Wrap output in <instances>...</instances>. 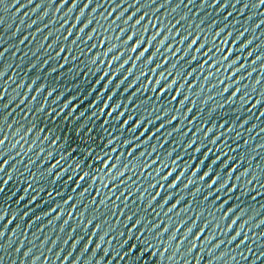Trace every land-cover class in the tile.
I'll return each mask as SVG.
<instances>
[{
  "label": "snow or ice",
  "instance_id": "1",
  "mask_svg": "<svg viewBox=\"0 0 264 264\" xmlns=\"http://www.w3.org/2000/svg\"><path fill=\"white\" fill-rule=\"evenodd\" d=\"M67 2L68 0H60L55 11L59 12ZM79 2L80 0H72V7L64 13V17L60 18L62 22L60 26L56 28L57 32L64 28V25L68 24V19H66V17L72 13ZM200 2L203 7L208 5L209 0H200ZM219 2L220 0H212L213 5ZM236 2L238 3L240 0H236ZM5 3L11 5V7L7 9L8 11L15 9V12L19 13L21 9L33 4V0H27L26 4L24 2L22 3L21 0H15V3H12V0H0V5ZM54 3H56V0H48L49 6ZM105 3L112 5L110 11L106 10V14L105 12H100L99 15H92L93 13H97L99 9L104 8ZM150 3H155V0H146V2H142V0H130V2L129 0H96L95 3L94 0H85V3L79 10V14L75 16L74 22L67 29V35L63 36L62 39L68 41L69 37L75 36L67 45V50L70 52L73 50V46L79 48L80 44H86L88 52H91L92 49L97 47H104V51L102 52L103 57H109V55L112 54L111 58L107 61L109 66L116 61L122 60L115 69L117 73L125 69V65H128L130 61H134L132 65L126 69L127 75L115 85L116 88H119L120 85L128 79V76L133 74V70L137 67L135 61L143 60L144 69H147L148 65L154 64V67H152L150 71L157 74L156 79L154 81H148L144 85V88L147 89L150 84V90L156 93V98L161 100L163 104H167L168 107L165 108L162 104L158 103L154 111L159 114L152 118L140 116L138 119L133 120L132 115H127L126 118L121 119L125 117V111H118L122 108V105L113 101V94H105L104 91L102 95L107 97L108 102L103 100L101 103L103 107L99 108L98 112L93 111L90 114L87 112H79V115H76L79 110L78 108L72 107V102L63 104L58 110L53 108L50 112H47V115L52 116L53 119L60 117L62 121H71L72 118L75 117L76 123L73 126V131L79 130L78 135L81 137H84L86 133L93 132V128L86 126L90 124L89 121H94L101 115L109 117L110 119L103 121L101 127L107 135V141L103 147L110 149L111 154L106 151L103 156L99 157V163L103 165L102 170L94 169V166L89 164V161L95 156L94 151L88 152L87 163H85L84 156L81 154V159L69 166L71 174L67 176L65 181V183L71 181L75 185L71 191L77 193L78 198H75L73 195L66 196L62 204H57L56 207L44 211L43 216L37 215L35 220L38 221L41 220L42 217H49L51 214H55L51 215V218L48 220V224L51 225L56 221H60L61 218L66 215L67 218L63 219L59 226L60 232H63L65 226H69L70 222L75 220L76 226L70 229L68 239L72 238V233H75L78 228L83 227V229L86 230L89 226H92L93 231L91 236L98 235V242L95 244V249L92 251L93 256L96 255V250L101 249V246L105 244V237L115 231L114 238L107 241V243L111 246L114 240L117 248L123 250L126 247L127 250L122 251V254L119 255V259L127 260V264H200L205 254L209 256L207 264H215L216 261H221L224 257L228 256V253L221 252L219 255L213 256L212 252L225 243L232 244L234 241H237L238 238V243L235 245L236 249L249 241L256 244L258 249L259 247H264V242L261 241V238L264 237V231L259 232L252 238L243 231L246 224L253 219V216H248L247 219H243L246 215V211L239 205H230L225 208V205H229V201L232 199L229 194L235 192L238 187H243L244 191L240 193V196L236 197L237 200L246 194L248 191L247 186L252 184L253 181L259 182L264 180V168H262L260 164L255 165V169L259 171L253 170L252 160L255 157H246L243 151H241L238 156L229 155V152L235 153L236 148H230L226 143L230 134H234L235 141L240 140L241 131L243 130L244 124L248 123L249 118H245L239 124V130H236L231 127L226 128V124L223 122V115L220 117L221 122L219 124L215 123L216 116L214 115L218 109L223 108L225 105L234 104L237 95L242 93V87L244 91L238 97L240 108L242 109L244 105L248 103L249 85H241V81L245 79V76L239 75L246 65L244 63H238L241 60L239 52L252 45L253 39L255 38L247 39L240 43L238 48L234 49L230 44L235 45L240 41L244 34L249 31L248 28L237 31L234 34L233 31L225 32V29L228 27V24L225 23L217 30L213 31L212 29L216 21H212L208 24L207 29H205L202 27L205 22L204 19L195 22L190 19L187 12L181 14L175 23H164V20L159 17L155 19L149 18L147 22H145L146 17H149L150 13L148 11H142V9L147 8ZM169 3H171V0H164V3L159 7H164V5ZM183 3L184 0H178L172 11L176 12ZM187 3L191 5L194 3V0H187ZM226 3L227 0H225V4H221V9L226 6ZM17 5H19V7H17ZM90 5H92L91 11L85 18V9L89 8ZM41 6L42 3L36 4L32 12L37 11ZM249 6L259 8L264 6V0H255V2L251 4L250 0H245L244 8H248ZM129 9H132V11L129 12ZM157 11H159V8L151 10L152 14ZM113 13H116L115 18L109 20V17H112ZM126 13L128 14L126 15ZM138 13L139 15H137ZM28 15H30V13H24V16ZM47 15V11L43 12L40 19L43 20ZM229 15H231V13H229ZM251 18L250 16L249 19ZM224 19L227 20V17ZM185 21L187 22L186 28L180 29L177 27L181 22ZM20 23H24L23 18L20 20ZM35 23L36 21L33 20L27 27L30 28ZM48 23L52 24L53 21L49 20ZM78 24H81V26L77 29ZM93 24H95V26L90 28ZM260 24H264V20H261L255 25L252 31H255ZM3 25L4 20L2 16H0V27ZM45 27H48V25L46 24ZM150 27L155 28L156 31L146 36L145 34L149 32ZM86 29L90 30L86 32ZM73 30H76L75 33ZM16 31H19V28H17ZM37 31H41V29H37ZM113 31L116 32L115 36L111 34ZM181 31H183V35H180ZM126 32L128 33L127 36L121 39ZM77 33H79V35ZM222 34L223 38L217 40ZM13 35H15V32ZM52 35L53 33L49 31L43 39L47 40ZM97 35L100 36L99 43L93 42L89 44L88 42L93 41ZM177 36L180 38L176 42L177 46L173 48V44L170 41ZM209 36H211V40H209ZM27 39L28 37L25 36L20 43H24V40ZM59 39L61 38H54L52 42L47 45V48L51 49L57 44ZM179 45H184L183 50ZM69 46H72L71 49ZM261 46L264 45H258L257 47ZM41 47H43V45H41ZM65 50V46H60L59 50L55 53V57L44 59L41 61V66L47 64L48 59L60 58V54L65 52ZM161 50H163L164 59L156 62L157 58L162 55ZM5 51H7V49H5ZM256 51L257 49L253 48L251 51L247 52V56H252ZM79 52L81 56L84 55V49L80 48ZM234 52L236 53L235 55ZM132 53L138 54L133 57ZM178 53L182 54L177 56ZM3 55L4 52H0V57H3ZM122 57L124 58L122 59ZM171 57H175L176 59L170 60ZM71 58L75 60L77 57L73 55ZM63 59L67 62L69 57L65 56ZM198 60V64L189 67L193 65V62ZM257 61L262 62L261 71L264 72V54L256 55L255 59L252 60V64L255 65ZM92 63L93 65L97 63L104 64L105 61L99 56H96ZM164 65H168V67L157 72V70L162 69ZM10 66L11 65H7V68ZM63 66V64L60 65V67ZM7 68L0 71V78L4 77ZM144 69H141L140 72L135 75L134 79H132L131 83L127 84L123 91L127 92L141 77L146 75ZM51 70L53 72L56 71L55 68ZM255 71L256 68L252 67L251 71L247 73V76L251 77L252 73ZM224 73H228V75H224ZM108 76L109 73L105 72L104 75L100 77V81L105 80ZM170 76L173 77L171 80H169ZM213 79H215V83H211ZM100 81H97V83H100ZM197 81H199V83H197ZM262 81H264V76L257 78L251 85V89L255 91L257 85H260ZM111 83L112 81L109 79L108 84ZM34 84H36L35 79L27 85L28 91L33 90L32 86ZM208 84L211 85L209 91H214L216 97H222L223 99L220 103H214L207 109L209 113L208 117L201 120L199 125L195 126L194 130L189 128L187 131H182L185 119H187L188 125H192L197 117V113H199L194 112L197 99H193V97L199 98V103L202 108L204 105H208L209 101L214 100L212 95L202 97V92ZM194 85L195 90L193 88ZM24 86V82L21 81L17 85V88ZM101 87L108 90V86L106 85H101ZM230 89H232V91L225 97L224 94L229 93ZM35 91L37 95H39L42 91H45V86L40 84ZM96 91H99V89H96ZM139 91H142V89H135V91L130 94L129 99H131V96H135L136 92ZM169 91L172 92V95L164 100L163 98ZM54 93L56 94L55 98L51 100V105H55L57 101L60 100L62 93L56 92L55 88L51 91L47 90L43 104H40L35 109L37 113L45 112V105L48 103V98L53 97ZM4 95L5 92L0 91V100H3ZM15 98V96H12L6 103H0V161H2L0 162V174L5 172V165H8L10 160H15V157L11 155L12 150L36 128L35 121H32L26 129L23 125L17 127L10 135L12 137L18 136L19 139L11 144V149L5 152V144L6 141L9 140V133L8 131L6 132L5 129L8 130L12 128V124L8 123V115H10V113H6L5 110ZM26 98L27 92L23 94V98L20 99L19 103L24 104ZM36 98V96H33L31 101H28L29 110H31V102L35 101ZM262 101H264V93L252 104V108L248 111L255 109ZM173 102H176L178 105L176 108L172 107ZM113 105L115 106L113 107ZM68 109H71V111H66ZM182 109L183 111H181ZM189 113H192L190 118ZM260 116H264V111L260 112ZM85 117L87 118L85 119ZM234 119H238V117ZM81 120H84L83 124L80 123ZM112 120L119 122V129L121 132L137 133V129L142 130L132 138L122 139L120 135L117 136L113 134L110 128ZM157 121H159V124L154 132L146 127V125H151ZM129 122L132 123L130 124ZM173 122H176V124L172 126L170 131L165 133V137L179 133L180 139L183 140L184 136L187 135L188 132H191L192 139L185 143V148L192 149L195 154H199L200 158L196 163H193V158L189 157L187 162L181 167L177 163V161L182 159L180 155H176L171 160L168 159L173 156L175 152L174 148L167 152L166 160L165 155L162 157L158 153V148L162 147V144L148 147L149 141L153 138L159 139L158 134L161 130H163L166 125H173ZM13 123H15V121ZM206 123L211 126L205 128ZM255 127L256 125L253 124L252 128H249L248 131L251 132ZM217 128L223 131H216ZM43 131L44 129L40 128L36 132L41 133ZM21 132H23V135H21ZM260 132L264 133V128H261ZM146 133L148 134L147 138L141 140V137H145ZM60 139L61 137L59 136L50 138L49 135L43 137L39 135L35 140L31 141L27 150L21 147L20 151L16 153V156H19L21 153L27 155L28 152L32 151L33 146L39 142L41 146L38 148L35 155L43 160L50 159L53 156L52 151H47L45 155L41 156V154L45 153L43 145L45 142L56 145L57 141ZM87 139L95 143V140H93L90 135L87 136ZM205 141L208 145L210 144L214 147H205ZM222 141L224 143L221 146ZM248 143L249 141H245V144ZM141 145H144L145 148L142 149ZM60 147L62 148L63 144H60ZM98 147H100V145H98ZM118 147H125L128 150L126 153L119 152ZM256 148L264 149V144H258ZM129 149H131V151H129ZM214 150L216 155L210 156V153ZM72 151H76V149ZM137 153H139V155H137ZM153 154H155V158L144 159L145 157H152ZM5 155H7V159H4ZM201 157H203V159H201ZM245 159L248 161L247 167L239 171L238 175H234L240 163L245 161ZM63 160H65V157L61 156L60 159L56 160L54 164L41 174L39 179L43 181L45 176H53L54 179L51 181L52 183L59 180L64 176L65 172L69 170L65 168L54 172V169H57ZM133 161L136 163L134 164ZM15 163L19 164L20 161L15 160ZM35 163L36 161L32 159L28 161V164L34 165ZM158 163L160 166L154 168L153 165H157ZM234 165H236V167H234ZM85 167L88 168V171H85ZM121 169H123V171ZM165 169H168V171L165 172ZM25 171H27V164L25 165ZM98 171H102L104 179H99V177H97ZM189 171L191 174L185 179L186 173ZM249 176L251 179L243 181V178ZM133 177H144L148 182L141 185L136 179H133ZM11 178V172L7 174V179H4V177L0 175V181H2L3 184H7ZM105 180H107V183L104 182ZM182 180L183 184L181 187ZM84 181L88 182L87 186L81 187V182ZM89 181H91V183H89ZM242 181L243 183H241ZM97 184H99L100 187H96L95 185ZM32 186V183H29L28 187L24 189L25 193H27ZM258 187L264 189V182L259 183ZM190 188L192 190H190ZM105 189H107V191H105ZM176 189H179V193L174 194L173 190ZM152 190L155 191L153 192ZM0 191H3L2 187H0ZM39 191H44V188L41 187ZM186 191L188 193L187 196H185ZM89 192L93 193L92 198L88 199L86 203H82L83 198ZM221 192L225 193V198L223 199L220 195ZM256 194L259 195V191ZM55 195L59 196L60 192H56ZM133 195H135V199L129 200V197ZM48 196L49 199H52L53 193L48 192ZM198 196L200 197V204L197 205L195 211H193V205L196 204V197ZM255 198V196L252 197L253 200H255ZM19 199L24 200V196H21ZM35 200L36 195H32L28 203L31 204ZM218 201L219 204L217 205ZM181 202H183L184 206L178 208ZM205 202H208L207 208L203 206ZM65 205L68 206L67 212H65ZM78 205L83 208V211L78 210ZM201 209H203V211H201ZM222 209L224 210L223 212H221ZM77 211H79L78 217L76 216ZM88 213L92 214L88 215ZM149 213H151V215H149ZM213 213H220V215L217 216ZM7 214L4 208H0V221H4ZM27 216L28 211L23 212L19 216L20 221L23 222L24 218ZM229 216H231L230 222L225 224V219ZM113 217L116 218L115 222L109 223L113 221ZM120 217H124L123 220H121ZM161 217L163 218L161 219ZM15 219H17V214L12 213V219H9L6 224L0 225V240L4 238L8 224H11ZM238 221L242 222L239 223L238 228L227 241L224 239H217L221 233L227 235L229 232H232L233 227L237 225ZM198 222H200L199 226H197ZM118 225L125 226V230H118ZM105 226L107 227L105 228ZM182 226H184L183 234L177 239V233ZM261 226H264V219H259L257 223L252 225L253 228H260ZM27 227L30 228L31 223H29ZM102 228H104V231L100 234ZM206 229L211 230L208 235H204ZM19 230L20 224H17L13 231V235ZM39 230L40 229H38V231ZM249 231H251V229H249ZM202 236L203 240H201ZM36 238L37 236L34 233L32 239L35 240ZM82 238L83 237H80L74 241L72 244L73 249ZM68 239H65L63 243L67 244ZM198 241L200 242L199 245ZM212 241L216 242L211 243L208 252L205 253V246L209 245ZM11 242L12 241L9 240L8 244L0 243V253L4 252L5 249L9 247ZM90 242L91 237H89L88 243ZM41 243L43 244V241ZM52 243L55 244L56 241L54 240ZM88 243L84 244L82 251L88 250ZM21 246H23V241L16 248L17 252L20 251ZM234 250L235 249H233V251ZM109 251V247L103 248L104 255H108ZM194 251H196L197 254L193 262L189 257H191ZM252 251V247L247 248L248 253ZM31 252L32 249L28 248L23 255L28 257ZM146 253L147 256L145 255ZM71 255L72 252L69 251L64 257V260H67ZM57 256H59V253ZM261 258H264V251L258 250L256 259L253 260L251 264H256V260ZM236 259L235 255L231 256L228 260V264L229 262L232 264ZM239 259L241 261L247 260V255L241 252L239 254ZM3 260L4 256L0 255V264H3ZM38 260L39 257H35L31 261V264H37ZM78 260L79 257L73 260L72 264H77ZM102 260L103 257L96 260L95 264H101ZM12 264H15V261H13ZM108 264H111V261H109Z\"/></svg>",
  "mask_w": 264,
  "mask_h": 264
},
{
  "label": "water",
  "instance_id": "2",
  "mask_svg": "<svg viewBox=\"0 0 264 264\" xmlns=\"http://www.w3.org/2000/svg\"><path fill=\"white\" fill-rule=\"evenodd\" d=\"M23 3H27V0H21ZM96 0H94V3ZM130 2V0H129ZM142 2H146V0H142ZM178 0H171V3L164 5V7H159L164 3V0H155V3L148 4L147 8L142 9V11H148L150 13L149 17H146L145 22L149 18L155 19L159 17L164 20V23H175V21L179 18V16L185 12L188 13L190 19L195 22H199L200 19H204L205 22L202 25L203 28L207 29L208 24L212 21H216V24L213 26V31L217 30L221 25L227 23L228 27L225 29V32L228 31H242L244 28H248L249 31L244 34L240 41H238L235 45H231L234 49L239 47V44L246 41L249 38L253 39L252 45L248 48L243 49L239 52L241 56V60L238 63H244L246 67L242 70L239 75H244L245 79L241 81V85H249V96L247 97L248 103L244 105V107L240 108L239 95L243 93L244 89L242 87V93L237 95L235 98L234 104L225 105L223 108L217 110L214 115L216 116L215 123L219 124L221 122V115H223V122L226 124V128L231 127L239 130V124L245 119H248V123L244 124L243 130L241 131V138L239 141H235L234 134H230L226 143L230 148H236L235 153L229 152V155H239L241 151L245 152L247 156L255 157L252 160L253 170L259 171L255 169L256 164H260L262 168H264V149H257L256 145L264 144V133L260 132L261 128H264V116H260V112L264 111V101L260 105H257L255 109L248 111L252 108V104L256 102L257 99L260 98L261 94L264 93V81L261 82L260 85H257L256 90L253 91L251 89V85L255 82L257 78L260 76H264V72L261 71V61H257L255 65L252 64V60L255 59L256 55L264 54V46L257 47L258 45H264V24H260L255 31H252V28L257 25L261 20H264V6L259 8H253L249 6L248 8H244L245 0H240V2H236V0H227L226 6L221 9V4H225V0H220L219 3L214 4L212 0H209L207 6H201L200 0H194V3L189 5L187 0H184V3L181 7L173 12L172 9L176 6ZM255 0H250V4L254 3ZM12 3H15V0H12ZM42 3L41 8L37 9V11L32 12V9L36 7V4ZM60 0H56V3L51 6L48 5V0H33V4L28 5L26 8L21 9L19 13L15 12V9L8 11L7 9L11 7L10 4H2L0 5V16H2L4 20V25L0 27V52H4L3 57H0V71L4 68H7V65H11L7 68L4 77L0 78V91H4L5 95L3 100H0V103H6L8 99L12 96L16 98L9 104L8 108L5 110L6 113H10L8 115V123L12 124L11 129H5V131L9 133V140L6 141L5 144V152L11 149V144L15 143L19 137H12L10 133L14 131L17 127L23 125L26 129L32 121L36 122V128L32 133L21 141L19 145L15 149L12 150L11 155L15 157V160H19L20 163L16 164L15 160H10L8 165H5V172L0 174L7 179V174L9 172L12 173V178L8 181L7 184H3L0 181V187L3 188V191H0V208H4L7 211V215L5 216L4 221H0V225L6 224L9 219H12V213L17 214V219L13 220L11 224H8L7 229L5 230V236L0 243L8 244L9 240H11V245L5 249L4 252L0 253V255L4 256L3 264H12L15 261V264H31V261L35 257H39L37 264H72V261L79 257L77 264H95L96 260H99L103 257L101 264H108L111 261V264H127V260H120L119 255L122 254V251H126L125 249L121 250L116 247V243L113 240L112 245L110 246L107 241L113 239L115 236V231L110 233L109 236L105 237V244L101 246V249L96 250V255H92V251L95 249V244L98 242V235L91 236L93 231L92 226H89L88 229H83V227L78 228L75 233H72V238L68 239L69 232L72 227L76 226L75 220L70 222L69 226H65L64 231H59V226L62 223V220L67 218L66 215L61 218L60 221H56L55 223L49 225L48 220L51 218V214L49 217H42L41 220H35L37 215L43 216L44 211L49 210L52 207H56L57 204H62L63 199L68 195H73L75 198H78L77 193H73L71 189L75 187V185L69 181L65 183L67 176L71 174L70 165H73L77 160L81 159V154L84 156L85 163H87V155L88 152H95V156L92 160L89 161V164L94 166V169H103V165L99 163V157L103 156L106 151L111 154L110 149L103 147L107 141V135L103 131L101 125L104 120L110 119L105 115H101L94 121H89L90 124L86 125L87 127L93 128V132L84 134V137L78 135V131H73V126L75 125V117L72 118L71 121H62L60 117H56L53 119L52 116L47 115V112H50L53 108L59 109V107L63 106V104L72 102V107L78 108V112L76 115H79V112H87L90 114L93 111L98 112L99 108L103 107L101 104L103 100L107 101V97L102 95L105 91V94H113V101L120 103L122 108L118 111H125V117L127 115H132L133 120L138 119L140 116H144L145 118H152L155 115L159 114L154 111L155 106L160 103L163 107H168L167 104H163L161 100L156 98V93L151 91V85L149 84L148 88L145 89L144 85L148 81H154L156 79V73H152L150 69L154 67V64L148 65L147 69H144L143 60L135 61L137 67L133 70V74L128 76V79L124 81L123 84L120 85L119 88H116L115 85L119 83L120 80L127 75L126 69L132 65L134 61H130L128 65H125V69L121 70L119 73L115 72V69L119 66L121 61H116L112 65H108L107 61L111 58L103 57L102 52L104 51V47H97L92 49L91 52L87 51L86 44H80L79 48L73 46V50L70 52L67 50V45L69 42L75 38L73 35L69 37L68 41L62 39L63 36L67 35V29L74 22V18L79 14L80 8L85 3V0H80L77 6L73 9L72 13L66 17L68 19V24L64 25L59 32L56 31L61 24V17H64V13L68 11L70 7H72V0H68L66 4L60 9L59 12H56L55 9L59 5ZM19 7V5H17ZM92 5L89 8L85 9V18L88 13L91 11ZM112 5H108L105 3V7L98 10L97 13H93L92 15H99L100 12H105L106 10L110 11ZM123 7V5H122ZM159 8V11L152 14L151 10ZM47 11L48 15L44 17L43 20L40 19V16L43 12ZM132 9H129L131 12ZM28 12L30 15L24 16V13ZM231 13V15H229ZM128 13H126L127 15ZM255 14V15H253ZM116 13H113L112 17H109V20L115 18ZM139 15V13L137 14ZM252 17L249 19V17ZM227 17V20L224 18ZM24 19V23L21 24L20 20ZM33 20L36 21L32 27H27ZM49 20H52L53 23L49 24ZM48 27H45V25ZM81 26V24L77 25V29ZM95 26L93 24L91 27ZM180 29L187 27V22H181L180 25L177 26ZM19 28V31H16ZM37 29H41V31H37ZM90 29H86V32ZM51 31L53 33L47 40L43 39L47 33ZM76 30H73L75 33ZM156 31L155 28L149 29V32L145 35H151L152 32ZM175 31V29H174ZM15 32V35L13 33ZM79 35V33H77ZM113 36L116 35V32H111ZM127 32L121 39H124L127 36ZM180 35H183V31L180 32ZM27 36L28 39L24 40V43H20L24 37ZM56 37H60L57 41V44L54 45L51 49L47 48V45L52 42V40ZM179 36L175 37V39L170 42L173 44V48L177 46L176 42L179 40ZM223 38V34L221 37H218L217 40ZM159 39V37H158ZM100 36L97 35L93 41L90 43H99ZM209 40H211V36H209ZM43 45V47H41ZM65 46V52L60 54V58L48 59V63L41 66V61L49 57H55V53L59 50L60 46ZM72 46H69L71 49ZM179 47L183 50L184 45H179ZM195 47V46H194ZM84 49V55L81 56L79 49ZM253 48H256L257 51L253 53L252 56H247V52L251 51ZM7 49V51H5ZM122 50V49H121ZM151 51V50H150ZM162 55L157 58L156 62L164 59L163 50H161ZM96 54V55H95ZM115 54V53H113ZM138 53H132V56L135 57ZM182 53H178L177 56ZM191 54V53H190ZM236 53L234 52V55ZM75 55L77 58L73 60L71 57ZM95 55V56H93ZM127 55V54H126ZM147 55V54H146ZM69 57L68 61L65 62L63 57ZM99 56L101 59L105 61L104 64L97 63L93 65L92 61ZM124 57H122L123 59ZM175 57H171L170 60H175ZM199 60L193 62L198 64ZM63 64V67L60 65ZM168 67V65H164L162 69H158L157 72L164 70V68ZM252 67L256 68V71L252 73L251 77L247 76V73L251 71ZM55 68L56 71H52L51 69ZM141 69H144L146 75L141 77L140 80L133 85L132 88H129L127 92L123 91V89L127 86V84L131 83L132 79H134L135 75H137ZM187 70V69H186ZM105 72L109 73V76L105 78V80L100 81V77L104 75ZM224 75H228V73H224ZM173 77H169L171 80ZM223 78V77H221ZM36 80V84L32 86L33 90L28 91L27 85L31 83L32 80ZM111 79L112 83L108 84V80ZM191 80V78H190ZM23 81L24 87L17 88V85ZM100 81V83H97ZM195 83V82H194ZM199 83V81H197ZM211 83H215V79L211 81ZM45 86V91H42L39 95H37L35 89L39 85ZM101 85L108 86V90H105ZM211 87L210 84L206 85L205 90L202 92V97H207L208 95H212L214 97L213 101H209L208 105H204L203 108L199 103V98L193 97V99H197L196 107L194 112L197 113L196 119L193 121L192 125H188L187 119L184 121V128L182 131H187L189 128L194 130L195 126L199 125L201 120H204L208 117L209 113L207 109L212 106L214 103L218 104L223 99L222 97H216L214 91H209ZM222 87V86H221ZM53 88L56 89V92L62 93V96L59 101L55 105H51V100L55 98V94L53 97L48 98V103L45 105V112L37 113L35 109L43 104L44 98L47 94V90L51 91ZM141 88L142 91L136 92L135 96H131L130 94L135 91V89ZM195 90V85L193 86ZM99 89V91H96ZM199 91V89H198ZM232 89L229 90V93H225L224 96L227 97ZM27 92V98L24 104H20V99L23 98V94ZM172 95V92L169 91L167 95L163 98L166 100L168 97ZM36 96V100L31 102V110L28 107V101H31V98ZM67 98V99H66ZM151 98V99H150ZM179 99V98H178ZM111 103V102H110ZM82 105V106H81ZM115 105H113L114 107ZM178 105L176 102H173L172 107L176 108ZM188 106V105H186ZM66 111H71L68 109ZM107 111V109H106ZM183 111V109L181 110ZM192 116V113H189V118ZM238 117V119H234ZM87 117H85L86 119ZM15 121V123H13ZM81 124L84 123V120L80 121ZM130 124L132 122H129ZM159 121L146 125L151 131H155V128L158 126ZM176 122H173V125H166V127L161 130L158 134L159 139L153 138L149 141L148 147L152 145H163L158 148V153L163 157L165 155V159L167 160V152L175 149L172 157L168 159L171 160L176 155H180L182 159L177 161V163L183 167V164L187 162L189 157L193 158V163L200 158L199 154H195L192 149H186L185 143L192 139L191 132H188L187 135L184 136V139H180L179 133L173 134L172 136L165 137V133L170 131L172 126H174ZM255 124L256 127L252 129L251 132L248 131L249 128H252V125ZM211 126L209 124H205V128ZM128 127V126H126ZM143 127V126H142ZM40 128H43L44 131L39 133L36 132ZM110 128L114 135L121 136V138H132L134 135L138 134V132L142 129H137V133H127L121 132L119 129V122L112 120L110 123ZM216 131H223L221 129H216ZM23 135V132H21ZM41 135V137L45 135H49L50 138H54L56 136L61 137L59 141H57L56 145H51L49 142H45L43 147L45 148V153L41 154V156L45 155L47 151H52L53 156L50 159L43 160L40 157L35 155L38 148L41 146L39 142L35 146H33L32 151L28 152L27 155L21 153L19 156H16V153L20 151V148L23 147L25 150L28 149L32 140H35L37 136ZM91 136L95 143H92V140H88L87 136ZM147 133L145 137H141V140L147 138ZM199 135V134H198ZM245 141H249L248 144H245ZM135 143V141H134ZM224 142H221V146ZM60 144H63V147H60ZM90 145V147H89ZM100 145V147H98ZM205 147H214L210 144L208 145L205 141ZM141 148H145L144 145H141ZM76 149V151H72ZM127 148L118 147L119 152H127ZM150 150V149H149ZM131 151V149H129ZM203 151V149H202ZM139 155V153H137ZM215 150L210 153V156H215ZM61 156L65 157V160L61 161V164L57 169H54V172L60 171L62 169H69L65 172L64 176H62L55 183L51 181L54 179L53 176H45L44 180L41 181L39 177L43 172L47 170L52 164L56 162V160L60 159ZM155 158V154L152 157H145L144 159H152ZM4 159H7V155H5ZM32 159L35 160L36 163L28 164V161ZM203 159V157H201ZM2 162V161H0ZM107 162V161H106ZM135 164L136 162L133 161ZM27 164V171H25V165ZM248 161L240 163L237 172L234 175H238L239 171H242L245 167H247ZM160 164L153 165V167H159ZM236 167V165H234ZM123 171V169H121ZM215 170V169H214ZM85 171H88V168L85 167ZM168 169H165L167 172ZM219 171V169H218ZM83 174V173H81ZM190 171L186 173V177L189 176ZM130 175V173H129ZM97 177L99 179H104V175L102 171L97 172ZM75 179V178H74ZM137 182L141 185L146 184L148 180L144 177H133ZM251 179V177L243 178V181ZM243 181L241 183H243ZM107 183V180L104 181ZM264 182L261 181H253L252 184L248 185V191L244 196H242L239 200L236 199L237 196H240V193L244 191L243 187H238L235 192L229 194L232 199L229 201V205H225L227 208L230 205H239L242 206L246 215L243 219H247L248 216H253V219L249 221L245 229L250 238L254 237L261 231H264V226L260 228H253L252 225L257 223L259 219H264V189H260L258 184ZM29 183H32V188H30L27 193H25L24 189L28 187ZM87 181L81 182V187L87 186ZM91 183V181H89ZM183 184V180L181 181V187ZM96 187H100L99 184L95 185ZM94 186V187H95ZM43 187L44 191H39V189ZM190 190H192L190 188ZM207 190V189H205ZM107 191V189H105ZM153 192L155 190H152ZM174 194L179 193V189L173 190ZM259 191V195L256 193ZM48 192L53 193V198L49 199ZM60 192L59 196H56L55 193ZM187 191L185 192V196H187ZM32 195H36V200L31 204L28 203V200ZM222 199L225 198V193H220ZM24 196V200H20L19 198ZM93 193L89 192L82 200V203H86L88 199L92 198ZM255 196V200L252 197ZM135 199V195L129 197V200ZM159 200V198H158ZM19 201V202H18ZM119 203V202H118ZM200 204V197H196V204L193 205V211L197 205ZM219 201L217 202V205ZM183 202L179 207H183ZM205 208L208 207V202H205L203 205ZM65 212H67L68 206L65 205ZM79 211H83L79 205L77 206ZM28 211V216L24 218V221L21 222L19 216ZM79 211H77L76 216L78 217ZM203 211V209H201ZM224 210L222 209L221 212ZM92 213H88L91 215ZM207 214V213H206ZM214 215L219 216L220 213H213ZM238 214V213H237ZM151 215V213H149ZM191 215V214H190ZM124 217H120L123 220ZM163 217H161L162 219ZM115 217H113V221L109 223L115 222ZM231 216L225 219V224L229 223ZM242 221H238L237 225L233 227V231L229 232L227 235L221 233L217 239H224L225 241L234 234L235 230L238 228L239 223ZM31 223V227H27V225ZM95 223V221H94ZM199 223L197 226H199ZM20 224V230L15 232L13 235V231L16 228V225ZM107 226H105L106 228ZM38 229H40L38 231ZM118 230H125V226L118 225ZM251 229V231H249ZM184 230V226L181 227L180 231L177 233V239L182 236ZM104 231V228L100 230V234ZM195 231V230H194ZM210 229H206L204 235H208L210 233ZM36 234L37 238L35 240L32 239L33 234ZM80 237H83L79 240V243L76 244V247L73 249L72 244L74 241ZM89 237H91V242H89ZM68 239V243L65 244L63 241ZM56 241L55 244L52 241ZM203 240V236L201 237ZM239 240V238H238ZM234 241L232 244H223L220 248L215 249L212 252L213 256L219 255L221 252H227L228 256L224 257L221 261H216L215 264H228V260L231 256H236V261H233L232 264H251L253 260L256 259V254L258 250L264 251V247H257L256 244L251 243V241L246 242L245 245H242L240 248L236 249L235 245L238 243ZM23 241V246L20 247V251L17 252L16 248ZM43 241V244L41 243ZM261 241L264 242V237L261 238ZM30 242V243H29ZM216 241L210 242L209 245L205 246V253L208 252V248L211 243H215ZM85 243H88V250L82 251ZM200 242L198 241V245ZM109 247L110 251L108 255H104L103 248ZM252 247L253 251L251 253L247 252V248ZM28 248L32 249V252L28 257H25L23 253L28 250ZM233 249H235L233 251ZM71 251L72 255L67 260H64V257L67 253ZM244 252L247 255V260L241 261L239 259V254ZM59 253V256L57 254ZM196 251H194L189 257L190 260L194 262V258L196 256ZM147 256V253L145 254ZM209 256L205 254L200 264H207ZM230 264V262H229ZM256 264H264V258L256 260Z\"/></svg>",
  "mask_w": 264,
  "mask_h": 264
}]
</instances>
